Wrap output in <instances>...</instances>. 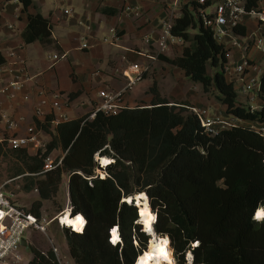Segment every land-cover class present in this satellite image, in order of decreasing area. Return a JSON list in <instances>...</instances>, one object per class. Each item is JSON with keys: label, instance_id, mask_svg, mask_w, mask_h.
Returning a JSON list of instances; mask_svg holds the SVG:
<instances>
[{"label": "trees", "instance_id": "16d2710c", "mask_svg": "<svg viewBox=\"0 0 264 264\" xmlns=\"http://www.w3.org/2000/svg\"><path fill=\"white\" fill-rule=\"evenodd\" d=\"M17 1L26 11L34 0ZM261 5L264 0H245L248 9ZM194 9V2L183 4L171 30L182 39L180 53L161 59L204 91H217L227 114L264 122V73L257 91L260 109L238 103L233 81L222 70L207 72V64L219 65L226 48L195 19ZM234 33L245 35V26H236ZM21 36L25 43H50V20L28 13ZM4 63L0 52V66ZM149 92L148 106H124L110 114L98 110L90 118L93 110L58 121L53 131L54 116L35 118V127L51 136L45 149L35 153L7 148L0 140V159L9 157L15 165L11 177H23V189L38 192L30 210L40 216L42 201L57 193L66 174L73 217L82 213L86 218L82 233L64 228L75 264H133L132 227L141 209L121 199L140 193L156 213L155 232L169 237L178 264H186L187 251L192 264H264V219L255 220L256 211L264 208V138L245 125L207 135L191 106L175 105L160 95L155 83ZM54 149L63 151L61 163L42 172L45 157ZM96 153L114 158L105 177L94 174ZM114 224L121 232V247L107 240ZM138 237L142 244L147 238L143 232ZM31 251L36 264H57L50 249L47 256L33 247Z\"/></svg>", "mask_w": 264, "mask_h": 264}, {"label": "crops", "instance_id": "0c3cea01", "mask_svg": "<svg viewBox=\"0 0 264 264\" xmlns=\"http://www.w3.org/2000/svg\"><path fill=\"white\" fill-rule=\"evenodd\" d=\"M149 1L150 0H74L73 4L77 6V10H79L81 16L75 12L73 15L65 14L63 12L65 8H63L62 17L59 15L55 16L52 11L49 12L48 16L40 13L37 11L35 0L27 7L26 11H23L22 4L17 0H0V52L5 58V63L0 66V84L12 79L17 73H20L23 78H29L23 82L20 90L9 94L0 93V140L9 135L25 136L29 127L35 128L34 119L36 116L34 110L39 101L38 92L40 89L44 88L46 91L58 92L60 94V112L65 115V118H59L55 115L56 113H51L49 103L42 107L45 114L37 117L38 120L43 121L47 114L54 116L55 119L50 127L53 131L58 121L76 118L84 113L93 111L100 101L98 97V92L100 90L116 92L124 86V80L117 73H114L112 66L114 63L113 61H115L114 65L117 64L122 55L130 60L133 59V61H136L134 60L135 57L143 59V61L140 62L149 63V70H152L157 60L163 61L160 55L169 58L174 57V55H165L164 53L166 51L158 53L156 47L152 44H147L145 50L141 51V47L135 43L130 42L125 44L123 41L121 42L122 48L120 46L118 47V45L112 46V48H103L100 45L101 43L97 42L96 44L94 41H91V43H94L92 47L81 48V37L88 38L89 35L91 38L95 37L100 24L106 22L119 33V38L124 36L125 28L128 26L127 24L130 26V24L134 23L135 29H138V31L148 28L150 25L148 20L150 19L147 18V16L150 14L154 5ZM128 2H131L129 6L137 8L134 12L125 13L123 11V8L128 5ZM161 4V6L155 9V14L158 16L163 15L166 8L164 2ZM55 7L57 9L59 8L57 5H55ZM37 12L50 20L52 37L50 43L42 44L37 40L25 43L22 39L21 33L27 23V14ZM137 13L140 17L133 20V17H135L134 15H137ZM69 16L70 24L83 26L86 31L84 33H89V35L83 33L79 35L74 32L71 33L70 37L64 35L57 36L55 34V25H59L61 19L65 17L69 18ZM146 19L148 20L145 22ZM242 23L245 26L246 35L248 28L254 25H247L246 21H242ZM125 25L127 26L125 27ZM149 28V33H151L153 37H156L158 29L156 30L153 26ZM244 44L245 46L243 47L246 48V50H244L246 57L257 64L256 60L260 58L259 51L254 49L249 40ZM181 45L173 44L171 47ZM229 47L230 45H228V48ZM134 48L137 50L134 51ZM51 49H55L56 53L55 51H51ZM91 49L93 50L88 52ZM71 51H76L72 58L78 60L77 62L79 63L69 62L68 68H64L62 65L59 66V60L67 56ZM179 53L180 50L176 55ZM53 54H57L58 59L52 60L50 57ZM242 54H244L242 49L235 48L232 54V60L234 62H239ZM47 63H53L54 65L48 68ZM171 67L183 73L181 69L174 65H171ZM250 72L253 73L252 76H249ZM257 73L258 72L253 69L246 70L244 73V82L248 83L251 78L256 79ZM233 84L235 90L236 85L241 89L240 83L233 82ZM128 90L130 89L124 90L121 94L125 106L131 107V102L135 98H140V96L149 97V100H151L152 96L149 92V86L147 89L141 90L142 92L137 90L136 93H133ZM158 91L160 95L163 96L159 87ZM242 93L246 94V98H238V103L253 108V110L260 109L261 99L259 98L258 92H256V95L251 93V91ZM191 95L193 94H188V97ZM145 98L142 99L144 100ZM197 101L198 103L196 104L201 103L198 98ZM190 103L193 104L194 100L190 101ZM212 103L215 107L214 112L216 114L228 115L225 112V105L222 103L219 106L218 104L215 105L213 100H209L206 104L210 106ZM5 117H12L17 121L14 130L8 132L4 129L3 120ZM40 133L47 135L42 130Z\"/></svg>", "mask_w": 264, "mask_h": 264}, {"label": "built area", "instance_id": "2783aa9c", "mask_svg": "<svg viewBox=\"0 0 264 264\" xmlns=\"http://www.w3.org/2000/svg\"><path fill=\"white\" fill-rule=\"evenodd\" d=\"M188 2H194L196 4V9H194L193 13L195 19L197 18V20L205 28H208L211 31L213 38L217 42L223 43L225 48L226 45L233 44V39L236 35L234 33V28L242 24L241 19L244 15L254 17L257 20L259 26H264V8L262 7V5L258 8L248 9L245 7V0H174L172 3V7L168 11V16L158 22V35L156 36L158 53L166 51L173 44H182V39L174 35L171 30L174 25L175 19L181 15L182 5ZM177 7L179 8L176 11L175 8ZM136 9L137 8L135 7L126 5L123 8V11L125 13H131L134 12ZM63 12L65 14L73 15L74 9L72 7H69L67 9H64ZM111 31L113 33L112 40H118L119 33L114 28H111ZM151 38L152 36L148 34H145L143 37L144 41L147 43H150ZM103 41L108 42V39L104 38ZM251 44L254 49L261 53H264V31L262 35L260 34L256 36V38L252 39ZM237 46L240 45L237 44ZM243 46H245V44ZM89 47L90 44L87 38L81 37V48ZM242 48L246 50V48ZM50 58L52 60H56L58 59V56L57 54H53ZM230 58L231 55L229 54L228 48H226L224 54L219 59L220 70L223 71L224 75L229 80L240 83L242 92H250L254 90H256L257 92L260 86V80L257 83L256 79L251 78L248 83H245L244 73L246 70L253 69L257 72H260L262 75L264 73L263 68L261 69V66H258L257 64L250 61L245 54L241 55V59L239 62H233ZM149 68V63L133 61L127 58L126 56L122 55L119 62H117L114 71L124 80V86L116 92L100 90L98 92V97L100 101L89 117L92 118L95 114V111L98 110L103 111L105 114H110L115 113L120 108L124 107L125 104L122 101L121 94L124 90L131 89L138 82H140L143 79V75L149 70ZM28 79L29 78L27 77L23 78L20 73H17L12 79L0 84V93L9 94L14 91H18L21 89L23 82ZM38 95L39 101L34 110L36 118L45 114L42 107L48 103L51 109V113H56L55 115L59 118H65V115L60 112V94L58 92L46 91L43 88L39 90ZM190 109L198 117L203 131L207 135L214 136L224 129L245 125L254 129L262 138H264V122H244L240 118L229 114H209L207 108L191 106ZM250 109L253 110V108ZM3 121L4 129L6 131L9 132L15 129L17 121L14 118L5 117ZM40 131L41 130L37 129L36 127H29L25 136H6L3 138L6 142L5 146L7 148L23 147L27 148L29 151L37 152L42 145L39 137ZM98 155V153L94 155V160L96 163H98V165H100V163L97 161ZM61 159L62 156L56 162H54V160L51 159L50 155L45 157L44 169L42 172L52 169L59 165L61 163ZM106 175L107 172H105V175L102 177H105ZM14 179L16 178H10L4 180L3 182H0V264H36L34 262V254L30 260H24L23 254L21 252V250L23 249L21 245L22 238H24L27 242V245H29L30 235L33 232L39 231L45 233L46 226L48 224L53 223L54 221H57L58 225L63 230L64 228H67L69 231L82 233L85 228L86 218L82 213H76L81 214L83 219L82 228L80 230H77L65 223L62 224L60 222V218L58 216L66 210L70 212L69 214L71 217L75 215L71 211L68 186H66L68 202L59 213L47 218L46 220L43 219L41 216H37L34 212L30 210V208L28 209L24 207L21 203H19L18 197L16 195L17 193L9 189L8 186L10 182ZM87 179H91V177H87ZM121 201H124V198H122ZM133 203L136 206V203ZM136 208L138 211L139 209L137 206ZM150 209L155 215V218L152 222L153 232L155 233L158 239L163 237H166L168 239L167 249L171 251L174 263L178 264L174 254V250L170 244L169 237L167 235L158 234L155 232L154 223L156 220V213L151 207ZM139 217L140 214L138 211L137 219L134 220L132 227V243L136 250V256L133 264H138L137 260L147 248V243L151 237L144 231ZM138 232H143L147 236L146 241L143 244L139 240ZM107 240L113 246H122V237L118 225L114 224L109 227ZM50 250L53 252L54 260L57 264H67L62 261L55 246H52ZM41 253L46 255V252L41 251ZM189 254L190 257H188ZM189 262L192 263V254L190 251H187L186 264H189ZM163 264L168 263L163 262Z\"/></svg>", "mask_w": 264, "mask_h": 264}, {"label": "rangeland", "instance_id": "374dc122", "mask_svg": "<svg viewBox=\"0 0 264 264\" xmlns=\"http://www.w3.org/2000/svg\"><path fill=\"white\" fill-rule=\"evenodd\" d=\"M74 0H35V4L37 6V11H39L42 14H45L48 16L49 12H53V14L62 16V9L65 8H69V7H73L74 8V12L79 14L81 16V13L79 12V10H77V6H75L73 4ZM174 0H150L149 2L153 3V8L150 11V14L147 16V18H149L150 20L146 19L145 22L148 20V23L150 24L148 26V28H144L140 31H138V29H135V25L134 23L127 24L125 25V32H124V36L121 38H119L116 41L112 40V31L111 28L109 26V23H103L100 24L98 30L96 31V35L95 37H90L89 33H84L86 32L83 26H79V25H72L70 24V16L69 18L65 17L63 19H61V22H59V25H55V34L58 35H64L66 37H70L71 33H77L79 35L83 34H87L89 35V39L88 42L90 44V47L93 46V44L96 42L101 43L100 45L104 48H112V46H120L122 48V44L121 42L123 41L125 44L126 43H135L136 45H138L139 47H141V51L145 50V46L147 47V44H152L153 46L156 47L157 49V37H153L151 35L150 32V26H153L156 28V30L158 29V22L161 19H164L168 16V11L169 9L172 7V3ZM162 2L165 3L166 8L164 10L163 15L158 16L157 14H155V9L158 6H161ZM128 5L131 4V2L127 3ZM55 5H57V7H59L58 9L55 7ZM155 6V7H154ZM179 7L175 8L176 11ZM135 17H133V20L135 18H139L140 15L137 13V15H134ZM63 17V16H62ZM197 20V18H196ZM198 21V20H197ZM241 21H246L247 25L250 24V26L254 25L253 27H249L248 28V32L247 34L244 35H235L234 39H233V44L230 45V47L228 48V45H226V48H228L229 54L231 55V61L232 60V54L234 52L235 48H239L243 50V53L246 54L244 52V49L242 48L244 43H246L248 40L252 43V39L256 38V36L258 35H262L263 31H264V26H259L257 20L252 17V16H248V15H244L241 19ZM243 24V23H242ZM110 27V28H109ZM197 29L191 30L190 33L196 32ZM81 33V34H80ZM145 34L151 35L152 38L150 40V43H147L144 41L143 37ZM157 35H158V31H157ZM107 38L108 42H104L103 39ZM120 40V41H119ZM91 41H94V43H91ZM187 44V43H186ZM237 44H239L240 46H237ZM183 45V44H182ZM181 45V46H182ZM181 46H177V47H171L169 49L166 50V52L164 53L165 55H169V56H175L176 53L179 52V50L181 49ZM125 49V48H124ZM93 49H91L88 52H91ZM134 51H136L137 49L134 48ZM51 51H55V49H51ZM76 53V51H71L69 52V54H67V56L62 57V59L59 60V66H63L64 68H68L67 66H69V62H75L76 64H78L79 62H77L78 60H74L72 57L74 56V54ZM153 53V52H152ZM91 54V53H90ZM89 54V55H90ZM143 54V53H142ZM260 54V58L258 60H256L257 65L261 66V69L263 68L264 70V53L259 52ZM132 59V58H131ZM133 60V59H132ZM137 62L143 61V59L139 58V57H135V59ZM115 63V61H113ZM234 62V61H233ZM113 63V70L115 69L116 64L114 65ZM48 64V63H47ZM53 63H49L48 64V68L52 67ZM54 65V64H53ZM220 67V63L218 66H211L210 64H207V72L209 74H212L214 71L219 70ZM114 73H116L114 71ZM253 73L250 72L249 76H252ZM260 76L261 73L258 72L257 76H256V81L257 83L260 80ZM148 77V78H146ZM156 84L157 89L159 87V90H161V94L167 98L169 101H171L172 103H174L175 105H181L182 103L187 104L188 106H195V107H199L202 108L204 106H207V102L209 100H213L215 102V105L218 104V106L221 104L220 100L217 98L216 93L217 91H215L213 88H210L209 91H204L202 88V85L199 84L198 82L192 81L190 78L188 77H184L182 72H179L178 69H174L173 67H171V65L165 61H161V60H157L156 64L153 65L152 70H148L144 75H143V79L137 83V85L135 87H133L132 89L128 90L130 92H135L138 90L140 92H142L144 89H147L148 86L149 88L152 86V84ZM201 86V87H200ZM142 90V91H141ZM192 93L193 95H191L190 97H188V94ZM251 93H254L256 95V90L251 91ZM236 101L242 98H246V94L242 93L240 87L238 85H236ZM184 95V96H183ZM152 96V94H151ZM146 96H140V98H135L130 106H148L150 104L149 97ZM142 98H145L144 100ZM198 100L201 102L199 104L197 101ZM194 103L191 104L190 101H193ZM124 103V102H123ZM208 109V113L209 114H215V107L210 104V106L204 107ZM190 110V109H188ZM40 142L42 143L40 149L44 150L46 147V144L49 142V140L51 139L50 135H45L44 133H40ZM31 153H35L34 151H30ZM51 156V159L57 160L59 159L62 155H63V151L61 149H54L50 152L49 154ZM102 157L98 156V162L100 163V165H98V163H96V166L94 168V174H98L100 173V175L107 171V166L109 163L114 162L111 156H104L103 160L100 161ZM11 158H1L0 159V182H3L4 180L10 179L11 177V172L13 171L14 168V164L11 161ZM95 161V160H94ZM106 166V167H100L101 166ZM98 174V176H100ZM107 176V175H106ZM67 181H68V176L66 174L62 175L61 178V182L59 184V188L57 193L49 200H43L42 201V205L40 207V216L43 219H47L49 217H51L52 215H55V213L65 207L66 203L68 202L67 200ZM25 183V180L23 177L21 176H17L16 179H14L13 181L10 182L9 184V189L16 192L17 197H18V202L21 203L24 207L26 208H31L32 203L37 200L38 197V192L34 191L33 189L30 191H25L23 189V185ZM144 192V191H143ZM143 194H139V195H134V196H139L142 197ZM144 197V196H143ZM127 199V198H126ZM128 199H131V197H128ZM149 202V200H148ZM150 205V203H149ZM150 207V206H149ZM261 213L260 215L258 213ZM150 213L153 215L152 211L150 210ZM143 215V214H142ZM255 218H257L258 220H262L264 219V208H259L256 213H255ZM52 246L56 247V250L60 256V258L62 259V261L64 263L67 264H74L73 258L71 257L70 253H69V249L67 246V242L65 239V232L63 229L60 228V226L58 225L57 221H54L51 224H48L46 226V232H33L30 235V244L27 245L26 248L22 249L21 252L23 254V258L24 260H30L33 256V253L31 251V247L35 248L38 251H43V252H47L49 249H51Z\"/></svg>", "mask_w": 264, "mask_h": 264}, {"label": "bare ground", "instance_id": "6f19581e", "mask_svg": "<svg viewBox=\"0 0 264 264\" xmlns=\"http://www.w3.org/2000/svg\"><path fill=\"white\" fill-rule=\"evenodd\" d=\"M99 156V155H98ZM97 156V157H98ZM104 157L100 159L103 160ZM98 161V159H97ZM104 163H101V166ZM100 174V173H98ZM104 176L101 174V177ZM142 197L135 196L134 199H124L125 202H133L135 200L136 206L141 209V216H140V222L143 226L144 231L149 234L151 237L147 243V248L145 251L141 254L139 259L137 260L138 264H163V262H167L168 264H175L174 260L171 255V251L167 249V243L168 239L166 237L158 239L155 235V233L152 230V222L155 218V215L150 213V207L149 202L146 197L145 193ZM139 195V194H137ZM144 196V197H143ZM140 206V207H139ZM70 212L66 210L65 212L61 213L58 217L60 218V222L62 224H67L69 226H72L73 228L80 230L82 228L83 219L82 217H71ZM143 214V215H142ZM261 214L260 212L258 213ZM257 219V218H256ZM190 257V254L188 255ZM189 264H192L189 262Z\"/></svg>", "mask_w": 264, "mask_h": 264}, {"label": "water", "instance_id": "95a60500", "mask_svg": "<svg viewBox=\"0 0 264 264\" xmlns=\"http://www.w3.org/2000/svg\"><path fill=\"white\" fill-rule=\"evenodd\" d=\"M100 167H101V166H100ZM134 197H135V196L133 195V197H131V198L134 199ZM133 202H135V200H134ZM135 203H136V202H135ZM256 210H257V209H256ZM255 220H258V219L255 218ZM21 245H22L23 249L27 247V242H26V240H25L24 238H22V240H21Z\"/></svg>", "mask_w": 264, "mask_h": 264}]
</instances>
